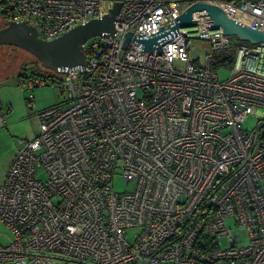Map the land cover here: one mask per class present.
<instances>
[{
    "label": "built area",
    "instance_id": "built-area-1",
    "mask_svg": "<svg viewBox=\"0 0 264 264\" xmlns=\"http://www.w3.org/2000/svg\"><path fill=\"white\" fill-rule=\"evenodd\" d=\"M198 3L264 31V0H0V30L22 22L43 41L120 4L114 36L84 43V67L24 82L64 97L6 165L0 264H264V45L238 47L219 80L231 37L195 12L160 55L122 48Z\"/></svg>",
    "mask_w": 264,
    "mask_h": 264
},
{
    "label": "water",
    "instance_id": "water-1",
    "mask_svg": "<svg viewBox=\"0 0 264 264\" xmlns=\"http://www.w3.org/2000/svg\"><path fill=\"white\" fill-rule=\"evenodd\" d=\"M119 9L120 4H115L109 15L103 19L92 20L85 25L77 26L51 41L39 39L36 30L25 23H10L0 30V46L20 49L30 54L43 69L54 73L84 67V43L101 33L113 37L115 34L114 21ZM195 12H205L206 15L200 17L208 16L212 21V25L205 26V28L220 29L222 36L235 38L238 42L250 46L264 45V31L251 29L232 21L215 6L198 3L190 6L182 15L171 21L172 24H167V29L159 28V31L150 35L149 38H145L144 34L139 33L133 36L127 32L124 35L122 48L125 49L127 43L131 41L134 46H139V52L152 53V50L156 49V54L160 55L162 54L160 46L177 36L178 29L191 28L196 25L192 21V14Z\"/></svg>",
    "mask_w": 264,
    "mask_h": 264
},
{
    "label": "rangeland",
    "instance_id": "rangeland-1",
    "mask_svg": "<svg viewBox=\"0 0 264 264\" xmlns=\"http://www.w3.org/2000/svg\"><path fill=\"white\" fill-rule=\"evenodd\" d=\"M194 48L190 55L192 59L202 54L199 43H194ZM32 69L48 71L37 64L30 54L15 47L0 46V179L8 157L17 150L18 142L37 136L36 113L58 105L64 97L57 83L33 90L24 84L16 85V77ZM216 73L219 80H225L230 76L231 69H218ZM254 125V119L250 118L244 128L251 130ZM130 188L120 176L114 178L116 192L128 191ZM0 234H6L1 225ZM129 239L132 240V236Z\"/></svg>",
    "mask_w": 264,
    "mask_h": 264
},
{
    "label": "trees",
    "instance_id": "trees-1",
    "mask_svg": "<svg viewBox=\"0 0 264 264\" xmlns=\"http://www.w3.org/2000/svg\"><path fill=\"white\" fill-rule=\"evenodd\" d=\"M231 45L228 49L214 54L212 67L213 70L217 71L218 69H231L235 59V53L238 47L245 45V43H240L236 39H231ZM36 61V60H35ZM37 62V61H36ZM37 64H39L37 62ZM40 65V64H39ZM50 71L43 72L38 70H30L29 72L23 73L21 76L16 77V85L24 84L26 80L35 78V77H44Z\"/></svg>",
    "mask_w": 264,
    "mask_h": 264
},
{
    "label": "crops",
    "instance_id": "crops-1",
    "mask_svg": "<svg viewBox=\"0 0 264 264\" xmlns=\"http://www.w3.org/2000/svg\"><path fill=\"white\" fill-rule=\"evenodd\" d=\"M0 106H1V105H0ZM7 112H9V110H8ZM12 156H13V154H11V155L8 157L7 161H6V164H5V166H4V168H3V171H2V173H1V179H0V182H1L2 179H3V174H4V171H5L6 165L8 164V162H9V160L11 159Z\"/></svg>",
    "mask_w": 264,
    "mask_h": 264
}]
</instances>
